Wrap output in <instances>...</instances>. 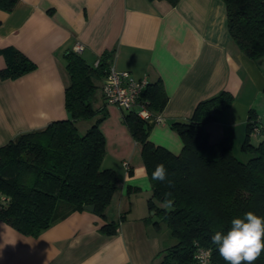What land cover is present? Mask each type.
Listing matches in <instances>:
<instances>
[{
  "label": "crops",
  "instance_id": "crops-1",
  "mask_svg": "<svg viewBox=\"0 0 264 264\" xmlns=\"http://www.w3.org/2000/svg\"><path fill=\"white\" fill-rule=\"evenodd\" d=\"M0 22V69L8 48L35 63L16 78L0 76V146L67 118L64 55L76 43L84 45L88 63L108 51L116 69L161 82L168 100L148 138L174 154L183 143L171 123L189 118L200 100L222 89L233 101L205 125L210 142L227 137L245 157L241 146L251 112L264 123V56L252 59L238 49L222 0H19L10 12L0 9ZM103 81H97L93 104L107 111L100 123L106 141L102 167L116 173L105 216L77 210L36 236L0 219V264H159V251L173 243L167 227L164 237L161 223L157 229L145 222L152 188L141 147L123 121L126 111L104 102ZM79 123L85 130L91 121ZM261 140L264 135L249 136L253 145ZM109 221L118 222L114 234L100 231Z\"/></svg>",
  "mask_w": 264,
  "mask_h": 264
},
{
  "label": "trees",
  "instance_id": "trees-1",
  "mask_svg": "<svg viewBox=\"0 0 264 264\" xmlns=\"http://www.w3.org/2000/svg\"><path fill=\"white\" fill-rule=\"evenodd\" d=\"M19 0H0V9L10 12ZM152 1V0H151ZM175 5L178 0H167ZM226 7L228 32L245 55L264 56V0H222ZM1 23V22H0ZM6 64L2 78H16L35 68V63L15 48L4 52ZM111 53L103 52L97 64L88 63L73 49L65 58L69 83L65 88L67 118L48 123L44 128L20 133L0 146V219L17 231L36 236L70 213L93 204V212L105 216L116 189V173L103 168L105 136L100 123L107 117L105 106L95 108L97 81L105 77ZM141 94L155 114L163 110L168 96L160 81L151 82ZM233 101L227 90L200 100L192 115L171 123L182 140L174 154L149 140L154 124L126 111L123 121L140 144V153L152 193L147 200L145 222L159 229L164 223L175 240L159 251V264H194L198 247L211 249L213 264H227L219 255L211 236L227 232L231 220L252 211L264 217V140L249 141L256 118L251 112L239 157L227 137L210 142L206 124L217 119ZM90 125L80 129V121ZM261 136V135H259ZM167 169V179L152 181L157 164ZM170 193V196L166 194ZM173 201L171 210L163 207ZM117 221L100 227L114 234ZM254 264H264V251Z\"/></svg>",
  "mask_w": 264,
  "mask_h": 264
},
{
  "label": "clouds",
  "instance_id": "clouds-1",
  "mask_svg": "<svg viewBox=\"0 0 264 264\" xmlns=\"http://www.w3.org/2000/svg\"><path fill=\"white\" fill-rule=\"evenodd\" d=\"M144 171L146 173V169ZM167 175L165 165L160 163L152 172L151 180L163 182L167 179ZM170 195V193L166 194V196ZM163 207L171 210L173 201L166 198ZM210 239L227 264H254L264 251V217L247 211L242 218L237 217L231 220V226L226 233L216 231ZM210 257L211 249H201L194 258L201 264H210Z\"/></svg>",
  "mask_w": 264,
  "mask_h": 264
},
{
  "label": "built area",
  "instance_id": "built-area-1",
  "mask_svg": "<svg viewBox=\"0 0 264 264\" xmlns=\"http://www.w3.org/2000/svg\"><path fill=\"white\" fill-rule=\"evenodd\" d=\"M83 48L84 45L82 43H76L72 49L80 53ZM95 64H97V61ZM148 83L147 76L135 77L130 71L116 69L113 64H110L101 86L104 102L117 105L125 111L133 110L145 120L153 121L154 123L161 122V115L152 112L148 108V101L141 99V94ZM145 113L147 115H144ZM251 134L256 136L264 135V123L256 119L252 125ZM124 166L126 170L129 169L128 162H124ZM201 249L209 250V248L198 247L193 255L194 264H201L200 261L194 258ZM210 264H213L211 257Z\"/></svg>",
  "mask_w": 264,
  "mask_h": 264
},
{
  "label": "rangeland",
  "instance_id": "rangeland-1",
  "mask_svg": "<svg viewBox=\"0 0 264 264\" xmlns=\"http://www.w3.org/2000/svg\"><path fill=\"white\" fill-rule=\"evenodd\" d=\"M110 105H113V104H110ZM80 129H82V127L80 126ZM102 133H103V131H102ZM104 134V133H103ZM105 146H106V141H105ZM111 161H113V160H111ZM162 224V229H161V233L163 234V236L164 237H166V230H165V227H166V225L164 224V223H161ZM168 231V230H167ZM168 237H169V241H172V242H174L175 240L168 234ZM159 258H160V256H159Z\"/></svg>",
  "mask_w": 264,
  "mask_h": 264
},
{
  "label": "water",
  "instance_id": "water-1",
  "mask_svg": "<svg viewBox=\"0 0 264 264\" xmlns=\"http://www.w3.org/2000/svg\"><path fill=\"white\" fill-rule=\"evenodd\" d=\"M83 208L88 211H93L94 210V205L93 204H87L83 205Z\"/></svg>",
  "mask_w": 264,
  "mask_h": 264
}]
</instances>
